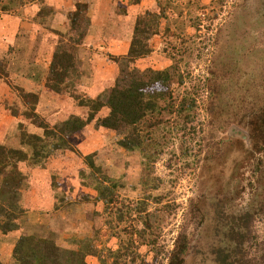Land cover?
Here are the masks:
<instances>
[{
    "label": "rangeland",
    "instance_id": "374dc122",
    "mask_svg": "<svg viewBox=\"0 0 264 264\" xmlns=\"http://www.w3.org/2000/svg\"><path fill=\"white\" fill-rule=\"evenodd\" d=\"M141 3V14L149 11L154 15H167L168 23L163 17L159 20L161 35L166 24L173 35L165 44L161 43V35L155 36L151 41L153 53L136 60L132 67L140 71L167 69L172 62L160 52L165 46L169 48L180 63L177 72L183 76V84L174 85L173 94L179 101L185 97L196 100V108L189 112L193 120L187 126L173 115L167 116L169 120L162 127L182 123L188 130L194 129V134L179 139L183 134L179 131L176 136L179 140L158 149L161 152L156 161L149 164V176L143 171L139 152H126L118 146L120 138L114 131L97 130L93 124L71 138L74 151L55 152L42 168L21 166L27 181L20 190L19 203L26 214L21 219L20 230L6 235L0 232V264H12L10 246L22 232L32 231L27 232L26 227L30 214L45 219L44 235L51 230L60 247L77 250L81 241L93 238L99 229L100 238L105 239L107 229L102 204L87 198L79 200L81 196L92 194L79 179L80 172L87 170L84 157L90 153H93L94 164L107 177L122 184L118 194L125 203L135 204L150 196L153 198L149 200L150 213L156 214L157 208L162 209L167 204L174 208L161 222L159 242L164 252L159 260H164L163 264H166L165 253L173 248L183 231L189 236L192 247L188 262L193 257L192 262L212 264L208 249L211 244H221L222 239L213 236L212 219L215 209L221 207L214 208V204L219 200L220 204L232 207L235 214L250 205L264 203V164L257 165L258 158L248 155L251 142L241 124L246 113L264 98V0H142ZM134 17L129 23L128 38ZM25 54L31 62L29 53ZM37 54L40 69L46 68L48 73L51 53ZM81 68L85 71L82 75L87 74L88 79L81 76L83 80L79 79L77 89L93 96L97 95L94 90L97 87L101 90L102 83L111 80L117 71L114 64H108L101 57L91 58ZM17 89L32 93L25 79L10 74L7 81L0 80V144L11 148L19 145L21 131H41L21 114L23 102ZM48 93L38 97L40 103L38 100L36 112L50 126L57 120L83 112L66 95ZM12 109L18 110L17 116ZM161 132L158 131V135ZM80 144L83 145L80 147ZM86 149L90 150L87 154ZM182 151L185 152L183 157L180 156ZM257 166L261 167L260 171ZM156 197H162V204H155ZM201 214L205 215L202 222ZM129 219L119 230L130 232L134 227H141L131 217ZM253 231L259 247H264V212L256 219ZM145 261L155 264L151 254H146ZM89 264L99 262L91 259Z\"/></svg>",
    "mask_w": 264,
    "mask_h": 264
},
{
    "label": "trees",
    "instance_id": "16d2710c",
    "mask_svg": "<svg viewBox=\"0 0 264 264\" xmlns=\"http://www.w3.org/2000/svg\"><path fill=\"white\" fill-rule=\"evenodd\" d=\"M141 1L129 0V5L138 6ZM25 2L26 0H0V14L13 13ZM115 9L116 14L126 13L123 6L118 5ZM52 15L51 8L40 6L36 19L43 24ZM64 17L68 19L66 31L48 30L54 51L44 84L49 92L72 99L83 112L57 120L50 126L36 112L38 96L17 89L18 97L20 95L23 102L21 114L41 131H21L19 145L15 148L0 144V232L5 235L20 230L21 219L26 214L19 202L20 190L25 187L27 177L20 167L42 168L55 152L74 151L71 138L87 130L90 124L97 130L114 131L120 138L118 146L126 152H139L143 159V171L147 176L150 175V165L161 152L158 149L168 147L170 141L175 142L179 131L183 133L179 139L194 134V129L188 130L186 124L193 120L189 112L196 108V100L185 97L179 101L175 98L173 86L182 85L183 76L177 72L180 63L168 51L169 48L165 46L160 52L172 62L167 69L140 71L132 67L136 60L147 58L153 53L151 41L155 36L161 35L159 20L163 17L168 23L167 15H154L147 11L135 18L127 54L122 57L109 56V62L116 66L117 71L95 96L77 89L82 75L80 47L84 45L90 25L87 6L78 4L73 12ZM57 23H61L60 15ZM172 35L166 24L160 37L161 43L165 44V40ZM10 74L9 62L7 59L1 60L0 80L7 81ZM14 110L12 109L13 115L17 116L18 110ZM173 115L181 118L186 126L182 123V126L180 123H169L162 127L169 120L167 116ZM241 124L247 130L251 142L248 155L258 158L257 165L264 164V98L246 113ZM162 129L167 131L166 134L160 131ZM149 130L154 132L153 135ZM158 131L161 132L160 135ZM180 156H185V152L182 151ZM84 164L87 170L80 172V184L92 194L81 196L79 200L89 199L102 204L107 229L105 239L102 241L100 238L101 230L98 228L93 238L81 241L79 248L74 250L60 247L51 230L44 235L46 227L26 226L29 229L27 232L32 231L22 232L16 240L12 264H89L91 259H96L99 264H146V254L152 255V262L155 264H163L164 260H159L164 252L159 242L161 222L164 216L172 214L174 208L167 204L162 209L157 208V215L150 213L149 200L153 199L150 196L135 204H127L119 198V186L122 184L107 177L94 164L93 155L84 157ZM259 166L257 170L260 171ZM154 202L162 204V197L154 198ZM220 202L221 200L214 204V208L217 205L221 207L215 209L212 220L214 238L222 239L221 244H211L208 249L212 264H264V247H259L253 231L256 219L264 212V203L250 205L235 214L232 207ZM204 216L201 214V222ZM130 217L141 227H134L130 232L119 230L124 223L129 222ZM98 242L102 244L100 247ZM190 243L186 232H181L174 241L173 248L164 255L166 264H206L192 262L193 257L188 262L192 249ZM144 247L149 248V251H145Z\"/></svg>",
    "mask_w": 264,
    "mask_h": 264
},
{
    "label": "crops",
    "instance_id": "0c3cea01",
    "mask_svg": "<svg viewBox=\"0 0 264 264\" xmlns=\"http://www.w3.org/2000/svg\"><path fill=\"white\" fill-rule=\"evenodd\" d=\"M78 4L87 6L90 22L84 45L80 47L81 65L88 64L91 58L100 57L111 65L109 56H125L130 45L128 38L129 23L133 21L134 16L136 18L138 13H142L143 3L138 6H129L128 0H26L25 4L15 12L0 14V61L7 59L11 68V75L21 80L25 79L27 87L32 89L30 92L37 93L39 98L41 93L44 96L49 93L44 84L47 70L46 68L40 69L37 52L43 54L49 52L52 56L54 46L50 43L51 34L48 30L66 31L68 19L64 15L73 12ZM118 5L126 8L124 15L116 14L115 7ZM40 6L53 10V15L43 24L36 19V16L39 15ZM58 15L61 17V23L56 24ZM41 29L45 30L43 34L40 32ZM25 52L29 53L31 62L27 60ZM36 54L38 55L37 58H35ZM81 71L82 74L85 73L82 68ZM84 75L88 76L87 74ZM81 80L80 82L85 84ZM99 90L97 87L94 92L98 94ZM82 145L80 144V147ZM89 152L90 150H85V154ZM88 155H93V153ZM27 221L28 226L37 227L42 223L44 224L42 226L46 225L45 219L36 214L28 215ZM16 240L9 248L10 258H12Z\"/></svg>",
    "mask_w": 264,
    "mask_h": 264
}]
</instances>
